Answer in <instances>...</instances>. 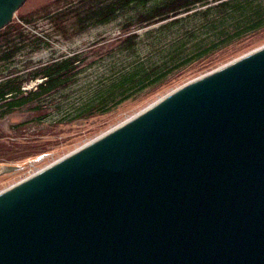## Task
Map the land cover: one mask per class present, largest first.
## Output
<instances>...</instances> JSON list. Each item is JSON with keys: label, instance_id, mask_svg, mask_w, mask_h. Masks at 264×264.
<instances>
[{"label": "water", "instance_id": "obj_1", "mask_svg": "<svg viewBox=\"0 0 264 264\" xmlns=\"http://www.w3.org/2000/svg\"><path fill=\"white\" fill-rule=\"evenodd\" d=\"M0 264H264V47L1 192Z\"/></svg>", "mask_w": 264, "mask_h": 264}, {"label": "rangeland", "instance_id": "obj_2", "mask_svg": "<svg viewBox=\"0 0 264 264\" xmlns=\"http://www.w3.org/2000/svg\"><path fill=\"white\" fill-rule=\"evenodd\" d=\"M76 1L26 0L9 23L25 27L28 38L38 36L49 43L36 52L24 50L9 65L11 72L28 73L75 53H83L84 62L81 74L66 88L0 118V193L134 118L178 88L264 47L263 30L191 64L161 85L107 113L95 112L89 118L70 120L88 102L98 101L97 94L108 89L122 70L139 59L156 58L157 48L163 47L160 37L145 35L162 23L137 30L141 45L137 53L130 54L123 50L125 37L118 22L79 33L72 26L75 24L72 15L54 19ZM42 82L37 79L25 83V95L36 91ZM6 168L9 170L5 171Z\"/></svg>", "mask_w": 264, "mask_h": 264}, {"label": "trees", "instance_id": "obj_3", "mask_svg": "<svg viewBox=\"0 0 264 264\" xmlns=\"http://www.w3.org/2000/svg\"><path fill=\"white\" fill-rule=\"evenodd\" d=\"M203 7L207 8L200 9ZM69 14L75 18L72 26L79 33L118 22L125 37L123 50L130 54L137 53L141 45L137 30L162 23L145 35L160 37L163 46L157 48L156 58L139 59L122 70L108 89L97 94L98 101L88 102L70 120L107 113L191 64L264 30V0H77L54 19L68 18ZM183 14L186 16L179 17ZM24 28L10 24L0 31V118L41 102L81 74L83 53L54 60L28 73L8 70L24 50L36 52L49 46L42 37L28 38ZM37 79L43 82L25 95L23 85Z\"/></svg>", "mask_w": 264, "mask_h": 264}, {"label": "flooded vegetation", "instance_id": "obj_4", "mask_svg": "<svg viewBox=\"0 0 264 264\" xmlns=\"http://www.w3.org/2000/svg\"><path fill=\"white\" fill-rule=\"evenodd\" d=\"M17 13V12H16Z\"/></svg>", "mask_w": 264, "mask_h": 264}]
</instances>
